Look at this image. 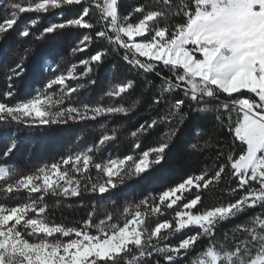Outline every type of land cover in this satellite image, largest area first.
Returning <instances> with one entry per match:
<instances>
[{"label":"snow or ice","instance_id":"obj_1","mask_svg":"<svg viewBox=\"0 0 264 264\" xmlns=\"http://www.w3.org/2000/svg\"><path fill=\"white\" fill-rule=\"evenodd\" d=\"M0 5V38L31 13L19 38L43 40L77 30L71 52L87 53L66 71L42 57V70L52 76L26 97H19L14 81L24 75L31 48L18 54L0 92L5 161L17 146L21 125L50 127L129 115L141 98L131 107L117 101L135 89L134 78L111 86L104 93L112 101L107 104L80 103L75 95L95 85L92 73L110 57H119L144 81V92L153 93L149 109L158 110L127 133L133 154L108 151L123 128L102 123L93 142L34 171L0 164V197L26 194L14 206L0 203V264H264V0H144L125 13L120 0H0ZM75 6H80L77 13L65 18L64 10ZM48 15L55 20L34 32ZM99 42L106 46L93 50ZM152 74L159 83L149 79ZM73 81L84 82L73 86ZM208 117L229 142L219 135L214 142L211 137L200 141V125ZM160 127L165 130L158 142L141 150L142 138ZM189 127L192 137L182 140ZM213 147L210 168L158 193L123 205L112 200L111 209L93 202L86 218L71 224L49 219V196L55 208L72 207L63 202L87 194L104 200L127 182L151 176L173 149L201 154ZM225 179L228 186L219 188ZM209 191L221 195L204 206L203 193ZM250 209L259 211L217 235L222 224Z\"/></svg>","mask_w":264,"mask_h":264},{"label":"rangeland","instance_id":"obj_2","mask_svg":"<svg viewBox=\"0 0 264 264\" xmlns=\"http://www.w3.org/2000/svg\"><path fill=\"white\" fill-rule=\"evenodd\" d=\"M77 11V6H75L73 9H65V18L75 15ZM2 15V5H0V16ZM34 15L35 14L31 13L23 14L20 18V23L16 26L15 30L10 31L9 33L3 35L2 38H0V46L1 48L7 50L4 57L1 58L3 64L6 55L11 58L14 63H16L19 58L18 54H23L25 48H31V51L28 53L27 59L24 61V67L26 69L24 76L25 78L26 76L33 78L36 83H38V87L35 88L37 89L42 88L43 83H45L47 79L51 78L52 76L51 72L42 70V57H47L48 59L46 63L51 64L53 68H58L59 71H66L67 67H70L73 63H77V61L87 55V53L73 54L71 52V49L75 46L77 38L80 35V32L77 30H64L63 32L57 33L54 36H48L43 40H36L32 36L23 39L19 38L17 33L20 31L21 25H23ZM54 20V15L44 16L39 28L33 29V31L38 32L40 28L47 26L50 21ZM96 45L97 43H94L92 45V48L95 49ZM98 48L100 47H97V49ZM123 65L126 66L125 64ZM79 70L82 71V67ZM132 73L135 76V73ZM134 76H132V78H134ZM127 78L131 77L119 76L115 73V69H110V71L105 74L102 80L96 82L95 85L82 90L81 93L75 95L79 96L80 103H87L90 105H95L98 103L107 104L112 101H110V99L106 97L104 93L115 83ZM78 82L84 81H73L71 83L73 84V86H75V84ZM33 90L21 93L22 90L21 88H19L17 89V92L19 97H26L32 94ZM117 102L123 103L125 106H128L124 98L122 100H118ZM67 103L68 101H65V106L67 105ZM116 117L121 118L120 122L122 123H118V120L114 119L115 117H109L107 118V120L98 118L97 121H87L83 123L69 122L66 125H54L50 127L28 128L21 125L19 126V130L17 131V146L14 152L8 158V165L10 164V166L17 167L18 170L22 173H28L34 171L38 167L47 164L46 158L49 155L53 156L50 163L58 161L62 156L69 154L73 149L82 147L83 145L91 143L95 139H97L102 132V129L99 127L100 124L107 123L108 128H112L114 126H122V128H124L122 118L125 116L120 115ZM3 127H5V125L0 124V128ZM12 130L15 131V128H13ZM78 136L82 137L81 141H77L76 138ZM3 140L4 138L0 137V153H2V149L5 148L8 143L7 140ZM119 146V143H112L108 146V151L112 152L114 155L119 154L121 156L125 154H133V148H128L126 149V151H124L123 148H119ZM26 150L34 151L35 155H32L33 158L31 162H27L23 158L26 155ZM3 158L4 157L2 156V159ZM97 162H99L98 157ZM25 195V193H20L19 196L13 200L5 201L3 197H1V199L5 201V203L9 206H14L16 203L24 202ZM69 201L70 199L64 202L67 204V202ZM176 238L178 237H175V239Z\"/></svg>","mask_w":264,"mask_h":264},{"label":"trees","instance_id":"obj_3","mask_svg":"<svg viewBox=\"0 0 264 264\" xmlns=\"http://www.w3.org/2000/svg\"><path fill=\"white\" fill-rule=\"evenodd\" d=\"M141 2H144V0H120V11L121 13H125L127 10H129V7L131 5ZM79 7L80 6H77L78 10ZM105 46L106 45L104 42H99L97 43L96 48L93 50H96L97 47L101 48ZM6 52L7 50L1 48L0 46V92L6 89V73L8 68L13 67L15 65L14 61L7 55L3 64L1 58L4 57ZM123 64L124 62L120 60L119 57H110L104 62L103 65L100 66L98 70H94L91 75V78L94 79L96 82H99L104 78L105 74L110 71V69H115V73L119 76L132 78L134 74L130 73L128 68ZM24 78L25 76L23 75L22 78H19L14 81L16 90L21 88V90L23 91H21V93H25V91H31L38 87V83H36L33 78L28 76H26L25 80ZM134 79L137 80V85L135 89L125 94L123 98L126 101V104L128 105L127 107H131L132 102L135 101L138 97L141 98V103H139L136 108L132 112H130L129 115L122 118L124 128L120 133V139L116 141V143H119V148L122 147L124 151H126V149L128 148H133L132 139L130 138V136H127V133L131 130H134L145 121L150 120L152 116L156 115L158 112V110L149 109V104L151 103L153 93L151 91H148L147 93L144 92V81L141 78H136V76H134ZM149 79L159 83V78L155 77L154 74L150 75ZM221 98H223V96ZM114 119H117L118 123H122L120 122L121 118L115 117ZM200 126L204 130V134L201 135L200 141L208 140L209 137H211L212 141L214 142L216 139V135H219L223 139V141L229 142L230 138L228 137L226 132H218L213 129V122L211 117L204 119L201 122ZM164 130L165 129L163 127H160L157 128L151 135L143 137L141 150L146 149L150 146H154L158 142V138ZM191 137L192 129L190 127L185 128L184 135L181 137V139L183 140ZM3 141H5V139ZM4 149L5 148H3L2 151ZM27 151L28 150L25 151L26 155L24 154L25 156L23 158L25 161L31 162L33 156L35 155L34 151ZM215 154L216 149L214 147L212 149L205 150L201 154L191 152L184 153L178 149H173V151L169 154L167 160L160 167H158L152 173L151 176L139 182H127V186L121 187L120 189L115 190L113 193H106L104 200H100L98 198V194H87L83 198V200L78 198H71L70 201L67 202V204H71L72 207L61 206L60 208H55V200L53 197L49 196L47 198V203L50 205V207L53 208V211L49 213V219L57 223L65 222L71 224L73 221H78L86 218L87 212L90 210L93 202H96L98 204H105L107 208L111 209L113 208L112 200H116L119 204H126L130 201L139 200L143 196L148 195L150 193H158L165 187L172 186L178 183L180 180L190 174L200 173L206 165H208L210 168L212 163L211 157L215 156ZM52 158V155H49L46 158L47 164H51L50 161L52 160ZM3 163L8 164V159L5 161L4 158L2 159V155H0V164ZM227 186V181L225 179V181L222 182L218 187L222 189ZM232 186H235L234 183ZM203 195L204 206H211L213 203L216 202L215 196H219L221 195V193L219 191H209L203 193ZM5 201H3L0 197V203H5ZM63 203L66 204L65 202ZM258 211L259 209L248 210L247 213L241 215L240 217L222 224L217 230V235L222 236V234L226 230L232 228L235 224L244 222L247 217L254 215ZM164 218H170V216L161 217L160 219ZM176 239H179V237ZM181 264H186V261H182Z\"/></svg>","mask_w":264,"mask_h":264}]
</instances>
